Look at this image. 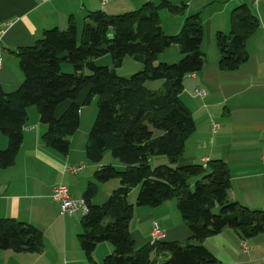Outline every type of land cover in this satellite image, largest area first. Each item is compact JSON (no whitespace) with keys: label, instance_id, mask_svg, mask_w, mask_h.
I'll use <instances>...</instances> for the list:
<instances>
[{"label":"trees","instance_id":"1","mask_svg":"<svg viewBox=\"0 0 264 264\" xmlns=\"http://www.w3.org/2000/svg\"><path fill=\"white\" fill-rule=\"evenodd\" d=\"M162 8L172 13L184 11L182 5L165 0L148 1L122 14L92 11L81 32L74 20L66 29H47L34 45L17 51L24 76L21 85L6 92L0 84V131L9 141L0 149L1 168L15 163L29 107L37 108L40 121L48 127L42 136L44 143L66 154L70 137L80 127L78 99L82 90L88 89L86 104L97 97L85 153L99 167L83 194L89 211L81 217L78 234L90 264H96L93 253L105 241L113 250L105 255L103 264H225L203 244L207 237L227 227L242 238L264 233V210L229 198L231 174L226 161L213 159L206 167L179 164L196 129L192 111L180 95L186 75L204 65V27L199 14H190L178 33L167 34L161 24ZM258 26L249 3L232 9L230 30L217 34L220 69L235 70L248 60L246 45ZM173 44L180 47V59L158 62L160 54ZM106 54L111 55L113 66L97 65L96 59ZM126 56L141 61L143 69L129 77L119 76L116 67ZM63 62L71 64L74 71L63 72ZM158 79L164 81L162 90L146 86ZM64 103L67 106L57 116ZM155 130L160 133L156 135ZM107 152L123 169L103 163ZM153 155H166L169 164L152 166ZM115 178L120 179V185L103 203H94L99 183ZM135 187L139 190L133 204L129 194ZM170 199L176 200L190 230L189 239L152 241L137 247L130 231L135 206L157 207ZM43 247L44 232L37 226L12 217L0 218V250L39 252Z\"/></svg>","mask_w":264,"mask_h":264},{"label":"crops","instance_id":"2","mask_svg":"<svg viewBox=\"0 0 264 264\" xmlns=\"http://www.w3.org/2000/svg\"><path fill=\"white\" fill-rule=\"evenodd\" d=\"M148 1L160 0H112L107 4L100 0H0V26L5 27L1 40L0 84L6 92L21 85L24 76L17 51L34 45L45 30L66 29L74 20L81 32L80 27L82 29L92 11L122 14ZM165 1L184 7L182 13H172L167 8L160 10L165 33H178L190 14H199L204 27V65L200 71L186 75L180 95L192 111L196 129L186 142L179 164H203L204 160L213 159L226 161L231 174L229 198L249 208L264 210V0ZM244 3L251 5L259 20L258 28L246 45L248 60L235 70H222L217 34L230 30L232 9ZM180 57V47L173 44L160 54L159 60L168 62ZM196 88L204 90L205 95L196 94ZM87 95L88 89H84L79 96L80 127L70 137L66 154L44 143L42 136L48 127L40 121L35 106L28 108L15 163L8 168L0 167V218L12 217L34 224L44 232V247L39 252L0 250V264H90L78 240L82 215H64L59 203L52 198L53 188L60 183L68 185L73 197L82 198L99 167L88 160L85 153L97 111L96 107H91L94 100L97 103V97L86 104ZM66 106L67 103L60 105L56 115ZM8 142V137L0 131V149L6 148ZM78 165H83L82 171L73 174L69 167ZM109 181L98 185L105 188L102 198H107L117 186V182ZM137 193L135 187L129 194L133 204ZM154 223L165 232L167 241L184 242L191 235L175 199L157 207L135 206L130 231L136 246L152 242ZM243 241L247 250L242 246ZM203 244L225 264H264V233L242 238L227 227L207 237ZM112 250L109 242L100 243L93 253L96 264H103V258Z\"/></svg>","mask_w":264,"mask_h":264},{"label":"rangeland","instance_id":"3","mask_svg":"<svg viewBox=\"0 0 264 264\" xmlns=\"http://www.w3.org/2000/svg\"><path fill=\"white\" fill-rule=\"evenodd\" d=\"M81 31V27L79 29ZM180 59V58H179ZM179 59L177 60H169L168 63H174L176 61H178ZM161 60H158V62H160ZM96 64L97 65H101V66H113V61H112V57L111 55L109 54H106L102 57H99L96 59ZM143 69V63L135 58H133L132 56H126L123 61H122V64L120 66H117L116 67V72L119 76H122V77H129L131 76L132 74L140 71ZM62 71L63 72H73L74 71V68L71 64L67 63V62H63L62 63ZM163 80L161 79H158V80H150L146 83V86L149 88V89H153V90H162L163 89ZM96 100H94V105H92L91 107H96ZM97 109V108H96ZM158 133H160L159 131L155 130V134L157 135ZM103 163H106V164H109V163H114L113 165H116V167L118 169H123L124 165L118 160L116 159L115 157H113L111 155L110 152H107L104 156V159H103ZM150 163L152 166H156V165H160V164H169V160H168V157L166 155H153L151 158H150ZM112 181H115L117 182V186L118 187L120 185V179L119 178H115L109 182H112ZM195 184V179L192 180V187L193 185ZM100 186H102V184H100ZM138 190H139V187H137ZM102 193L104 194L105 193V188L101 189V187H99V192L97 194V196L95 197V202L94 203H97V204H101L103 203L107 198H102ZM109 197V196H108ZM132 203V202H131ZM214 212L215 213H218L219 212V208L216 207L214 209ZM187 241V240H186ZM185 242V241H184ZM138 247V246H137ZM164 259L167 258V256H164L163 257Z\"/></svg>","mask_w":264,"mask_h":264},{"label":"built area","instance_id":"4","mask_svg":"<svg viewBox=\"0 0 264 264\" xmlns=\"http://www.w3.org/2000/svg\"><path fill=\"white\" fill-rule=\"evenodd\" d=\"M102 4H107L111 2L112 0H100ZM5 32V27L0 26V67L2 66V48H1V40L2 36ZM194 92L201 97L205 95V91L202 89L196 88ZM32 127H28V129H31ZM262 160L264 162V155L262 156ZM208 164L207 160H204L203 166L206 167ZM83 169V165L78 166H70L69 170L73 174H78ZM52 198L59 203L60 210L64 215H76V214H87L89 211L88 203L86 200L82 198H75L72 196L70 188L67 184L60 183L56 185L53 188L52 192ZM166 237V234L163 230H161L157 223H154L153 229H152V241H159L164 240ZM242 246L245 250L248 249V246L245 241L242 242Z\"/></svg>","mask_w":264,"mask_h":264}]
</instances>
